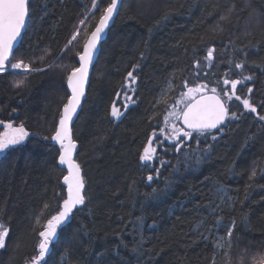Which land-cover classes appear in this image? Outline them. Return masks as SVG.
Returning <instances> with one entry per match:
<instances>
[{
	"label": "trees",
	"instance_id": "16d2710c",
	"mask_svg": "<svg viewBox=\"0 0 264 264\" xmlns=\"http://www.w3.org/2000/svg\"><path fill=\"white\" fill-rule=\"evenodd\" d=\"M110 1L96 0L92 12L93 0L29 3L26 32L11 61L43 70L0 74V124H23L29 133L0 156V221L10 229L0 264H31L39 232L66 197L61 182L66 173L57 166L59 145L51 137L69 97L67 76ZM81 21L77 39L67 46ZM225 78L241 80L236 94L257 112L233 97L229 111L238 118L226 119L218 132L165 140L174 134L172 124L180 128L179 120L171 117L166 125L165 118L182 109L181 94L201 84L230 92ZM125 95L132 97L126 109ZM114 104L119 118L111 116ZM259 116H264V0H124L72 127L85 205L58 230L47 264H221L213 241H206L207 230L219 224L218 236H227L233 223L226 264H260L264 120ZM152 136L155 163L142 168L140 156Z\"/></svg>",
	"mask_w": 264,
	"mask_h": 264
},
{
	"label": "snow or ice",
	"instance_id": "6c2138e0",
	"mask_svg": "<svg viewBox=\"0 0 264 264\" xmlns=\"http://www.w3.org/2000/svg\"><path fill=\"white\" fill-rule=\"evenodd\" d=\"M29 2L30 0H0V73L7 72L9 68L13 70H21L25 73L31 71H42L43 69L32 68L24 61L16 60L12 62L10 57L14 55V45L17 44L18 38L21 37L22 30L26 27V21L30 19L29 14ZM96 0H93V8H97ZM118 11V0H111L99 18L98 24L95 26L86 40L83 52L78 53L79 67H75L71 70L67 76V88L70 89L71 95L68 97L67 102L63 105L62 115L59 119V127L55 131V134L51 137L53 141L59 144V156L58 161L60 165H66L68 169V175L64 176V184L67 185V198L63 200L62 206L58 209L57 213L52 215L43 227V230L39 232L41 238L38 244V254H36L31 264H47L46 256L50 255V246L53 244L58 236V230L66 221L69 220L73 214V210L77 206L85 205V182L81 176L80 165L73 160V152L76 149V144L73 142L71 129L69 127L72 121L73 115L76 113L77 108L80 105L81 97L84 96L85 83L88 79L89 66L93 62V55L97 49L98 42L102 38V33L108 27L109 22L113 19V16ZM166 18V17H165ZM223 19V17H222ZM83 23V21H81ZM79 35V30L73 35L72 40L76 39ZM71 40L69 44H71ZM213 58V50L209 49L206 59L211 61ZM236 68H242V63H237ZM128 77L132 83H135L133 73L129 72ZM244 80L251 79V77L245 76ZM224 85L231 84V91L224 88L219 92L216 87L209 89L207 84H201L196 87H189L186 93L181 94V100L179 103L183 104V108L177 111L171 112L169 115L175 120L182 121L186 130L177 128L175 124H172L171 137L165 136V140H171L173 142L179 140L180 137L192 138L193 133L204 135L206 132L211 134V130L219 129L221 125L225 123L226 119H237L235 112L230 113L228 102L235 100L241 101L243 107L252 113H256L257 109L254 107L250 100L236 94L237 85L241 83L239 79L229 80L225 78ZM21 82H17L16 87H20ZM134 91V89H131ZM210 91V95L208 92ZM251 92V88L248 89ZM222 93V95H221ZM226 97V100L222 98ZM132 101V97L125 95V109L127 108V102ZM111 115L115 118H119L122 113L118 107L114 104L112 107ZM260 120H264V116H259ZM3 123V121H0ZM171 123L167 117L165 118V124ZM5 131L0 133V154L6 153L11 148L16 147L24 142L29 133L25 130L23 124L19 127H13L12 123L4 125ZM155 137V134H154ZM47 139V137H45ZM212 139H217L216 135L212 134ZM162 143V142H161ZM182 145L176 146V151H180ZM156 156V146L153 145L152 139H149L147 146L143 148V152L140 156L142 162L152 161ZM199 159L197 158V163ZM255 175V173H253ZM152 176L148 177L151 181ZM45 207H48L45 205ZM232 227L228 228L227 236H232ZM9 227L0 221V249L6 248V240L9 237ZM223 239V238H221ZM216 248H222V243L214 245ZM260 264H264V259L260 261Z\"/></svg>",
	"mask_w": 264,
	"mask_h": 264
},
{
	"label": "water",
	"instance_id": "95a60500",
	"mask_svg": "<svg viewBox=\"0 0 264 264\" xmlns=\"http://www.w3.org/2000/svg\"><path fill=\"white\" fill-rule=\"evenodd\" d=\"M30 1H31V0H30ZM123 1H124V0H118V11H117V13L114 14L113 19L109 22V25H108V27L105 29V32L102 33V38H101V40L98 42L97 49H96V51L94 52V55H93V62H92V64L89 66L88 79H87V82L85 83L84 96L81 97L80 105H79V107L77 108L76 113L73 115L72 121L70 122V125H69V127H70V129H71V135H72V127H73V124L75 123V121H76V119H77V117H78V115H79V112H80L81 106H82L83 102H84L85 99H86V94H87V90H88V86H89V82H90V76H91V73H92L93 66H94V64H95V62H96V60H97V58H98V56H99V54H100V48H101V45H102V44L104 43V41L106 40V37H107V34H108L109 30H110V29L112 28V26L114 25V22H115V20H116V18H117V16H118V13H119V10H120V7H121ZM110 2H111V1H110ZM29 3H30V2H29ZM98 21H99V19H98ZM98 21H97L96 25L98 24ZM27 25H28V20L26 21V27H25V29L22 30L21 37L18 38V42H17V44L14 45V53H15V51L17 50L18 46L20 45V43H21V41H22V39H23V36H24V34H25V32H26ZM96 25H95V26H96ZM95 26H94V28H93L92 31H94ZM92 31H91V32H92ZM91 32H90V33H91ZM89 35H90V34H89ZM89 35H88V37H89ZM88 37H87V39H88ZM87 39H86V40H87ZM85 42H86V41H85ZM84 44H85V43H84ZM83 47H84V45H83ZM83 47H82V50H81L80 53L83 52ZM11 59H12V57H10V60H11ZM76 63H77V67H79V56L77 57ZM0 74H2V73H0ZM66 88H67V82H66ZM67 91H68V94H69V96H70V95H71V91H70V89L67 88ZM209 95H210V94H209ZM61 115H62V112H61V114H60V117H61ZM60 117H59V119H60ZM59 119H58V122H57L56 130H57V128L59 127ZM225 122H226V120H225ZM224 124H225V123H224ZM224 124L221 125L219 129H213V130H211V133H213V132H218V131L224 126ZM4 125H5V124H0V130H2L3 132L5 131V127H4ZM179 126H180V128H181L182 131H183V130H186V129H185V126L183 125L182 121H180V120H179ZM194 133H195V132H194ZM206 133H207V132H206ZM54 134H55V133H54ZM150 139L153 140V137H151ZM52 144H53V145H59L58 143H56V142L53 141V140H52ZM77 150H78V148H77V145H76V149H75L74 152H73V160L75 159V156H76ZM147 163H148V162H142V161H141L140 165H141V166H146ZM57 166H58V168H59L60 170L65 171L66 175H68V169H67V166H66V165H60V164H59V161H58V158H57ZM66 175H65V176H66ZM61 182H62V186L64 187L65 196H66L65 199H66V198H67V185L64 184L63 179H62ZM61 206H62V203H61L59 209L61 208ZM82 206H83V205L77 206V208L74 209L73 212L76 211L77 209H80ZM71 219H72V215H71V217L69 218V220L66 221L64 225L61 226V228H60L59 230L65 228V227L71 222ZM39 238H40V237H39ZM40 239H41V238H40ZM56 239H57V238H56ZM56 239H55V240H56ZM53 243H54V242H53ZM37 253H38V249H37Z\"/></svg>",
	"mask_w": 264,
	"mask_h": 264
},
{
	"label": "rangeland",
	"instance_id": "374dc122",
	"mask_svg": "<svg viewBox=\"0 0 264 264\" xmlns=\"http://www.w3.org/2000/svg\"><path fill=\"white\" fill-rule=\"evenodd\" d=\"M91 11L90 12H92V11H94L96 8H93V4H92V6H91ZM88 17H90V13H88L87 14V16L85 17V19L86 18H88ZM84 19V20H85ZM85 22L83 21V23H81L79 26H78V28L76 29V31H75V33L73 34V35H75L76 33H77V30H79V33H80V31H81V28H82V26H83V24H84ZM73 37V36H72ZM72 37H71V44L77 39V37H78V35L76 36V39L75 40H72ZM69 40V41H70ZM71 44H69V42H68V44H67V46H70ZM9 70H11V72H9V73H12V74H25V72H23V71H21V70H13V69H11V68H9ZM8 70V71H9ZM7 73V72H6ZM27 73H29V72H27ZM167 94V91H164V93H163V95H166ZM180 102V100L178 101V103H177V108H179V107H182V103H179ZM183 108V107H182ZM169 120L171 119V116L169 117H167ZM181 129V128H180ZM1 131V130H0ZM3 133V132H2ZM153 137V136H152ZM154 139V138H153ZM1 155H3V154H0V156ZM218 193H221V199L222 200H227V198H226V194L224 193V191H222V190H220V189H218L217 190V194ZM217 196V195H216ZM219 202L221 203L222 201H220L219 200ZM219 228H220V226H219V224H217V226H216V228H213L212 230H207L208 231V234H207V237H208V239L206 240V241H208V240H212L213 241V243H214V245L215 244H217V243H222L223 244V247L222 248H216V247H214L215 249H216V251H217V254L218 255H220V260H219V262H221V264H226V258H227V254H228V246H229V237L228 236H218V234H219ZM221 238H223V239H221Z\"/></svg>",
	"mask_w": 264,
	"mask_h": 264
},
{
	"label": "flooded vegetation",
	"instance_id": "af4514ba",
	"mask_svg": "<svg viewBox=\"0 0 264 264\" xmlns=\"http://www.w3.org/2000/svg\"><path fill=\"white\" fill-rule=\"evenodd\" d=\"M112 112V111H111ZM112 116V115H111ZM3 131L1 130V132L0 133H2ZM147 145V144H146ZM153 145L154 146H156V141L153 139ZM156 154H157V149H156ZM156 157V156H155ZM154 160H155V158L152 160V161H149L147 164H146V166H141L140 165V163H141V160H140V163H139V165H140V167H142V168H149V169H151L152 167H153V165H154ZM148 182V184L150 183V181L148 180L147 181Z\"/></svg>",
	"mask_w": 264,
	"mask_h": 264
},
{
	"label": "bare ground",
	"instance_id": "6f19581e",
	"mask_svg": "<svg viewBox=\"0 0 264 264\" xmlns=\"http://www.w3.org/2000/svg\"><path fill=\"white\" fill-rule=\"evenodd\" d=\"M150 138H151V137H150ZM150 138H149V139H150ZM148 141H149V140H148ZM148 141H147V143H148ZM152 141H153V140H152ZM146 146H147V145H146Z\"/></svg>",
	"mask_w": 264,
	"mask_h": 264
},
{
	"label": "built area",
	"instance_id": "2783aa9c",
	"mask_svg": "<svg viewBox=\"0 0 264 264\" xmlns=\"http://www.w3.org/2000/svg\"><path fill=\"white\" fill-rule=\"evenodd\" d=\"M11 71V70H10Z\"/></svg>",
	"mask_w": 264,
	"mask_h": 264
}]
</instances>
